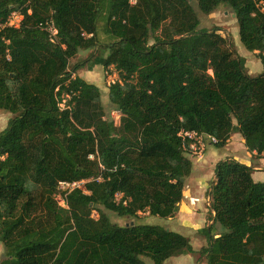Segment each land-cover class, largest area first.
<instances>
[{
    "label": "trees",
    "instance_id": "16d2710c",
    "mask_svg": "<svg viewBox=\"0 0 264 264\" xmlns=\"http://www.w3.org/2000/svg\"><path fill=\"white\" fill-rule=\"evenodd\" d=\"M258 1L0 0V112L13 115L0 132V264H165L196 254L180 233L119 226L105 211L174 217L193 170L186 133L216 139L218 149L238 133L250 153L264 154V70L249 75L219 29H199V13L225 7L244 48L261 51ZM15 11L18 29L5 25ZM96 66L119 76L108 92L119 125L105 118L100 88L78 74ZM214 173L200 258L264 264V183L234 159ZM81 181L89 194L76 189L60 206L59 183Z\"/></svg>",
    "mask_w": 264,
    "mask_h": 264
},
{
    "label": "rangeland",
    "instance_id": "374dc122",
    "mask_svg": "<svg viewBox=\"0 0 264 264\" xmlns=\"http://www.w3.org/2000/svg\"><path fill=\"white\" fill-rule=\"evenodd\" d=\"M135 3V0L132 1ZM194 6H196L194 0ZM227 8L221 7L216 10L211 15H203L199 13L200 18V27L199 29L213 30L214 28L219 29V33L222 34L225 38H227L228 42H230L236 52L245 59V67L246 72L251 76H256L263 72V63L257 53L248 52L244 46L240 42L238 26L234 20V17L231 13L226 12ZM102 36V35H101ZM102 52L101 48H94L91 50L82 51L76 58L71 61V67L75 64L80 63L83 60H86L92 54H100ZM104 53V55H106ZM79 76L87 81L88 83L95 84L98 86L102 92V103L104 106V110L106 113V119L113 120L115 124L119 125L121 115L116 111L113 106L109 103L108 92L109 86L119 80V76L113 68L105 70L102 66H96L92 71L87 70L86 68L78 71ZM13 118V115L9 113L0 112V132L7 128L9 121ZM194 147L198 148L200 151L199 155H192V151L190 154V159L193 161L196 157H200L203 155L201 145L196 144ZM193 156V157H192ZM210 172H206V176H209ZM192 175L186 179L184 190L189 189L190 182H192ZM191 180V181H190ZM120 198V197H119ZM62 204V203H61ZM66 206V205H65ZM105 213L109 216L110 220L119 225L125 226L131 223L135 224H150V225H158L163 227H172L170 221L168 219H160L158 217H151L149 213H140L136 219L131 218H120L114 213L109 211H105ZM176 216V215H175ZM174 216V217H175ZM92 217L94 219H98V214L96 211H93ZM173 218V217H172ZM176 230L181 232L184 235H188L191 241V245L196 251V254L192 255H181L176 256L168 261L165 264H206L204 258H200L199 251L202 247L206 246V239L199 232L192 231V228L186 227L180 228L175 227ZM178 232V233H179ZM5 251L3 245L0 243V262L4 259ZM147 264H152L148 259H144Z\"/></svg>",
    "mask_w": 264,
    "mask_h": 264
},
{
    "label": "crops",
    "instance_id": "0c3cea01",
    "mask_svg": "<svg viewBox=\"0 0 264 264\" xmlns=\"http://www.w3.org/2000/svg\"><path fill=\"white\" fill-rule=\"evenodd\" d=\"M201 143L203 144L201 147L203 155L193 159L192 182H190L189 189L184 190V197L176 216L168 219L172 227L167 228L173 232H179L175 227L184 229L189 227L192 228V231L199 232L211 224L207 193L209 184L215 177L216 165L220 161L234 159L248 165L253 168L254 181L264 183V154L258 156L256 153H250L240 134H233L226 146L220 149L214 147L209 138H195L194 145H201ZM207 171L210 172L209 176H206ZM184 236L189 238L188 235Z\"/></svg>",
    "mask_w": 264,
    "mask_h": 264
},
{
    "label": "built area",
    "instance_id": "2783aa9c",
    "mask_svg": "<svg viewBox=\"0 0 264 264\" xmlns=\"http://www.w3.org/2000/svg\"><path fill=\"white\" fill-rule=\"evenodd\" d=\"M257 8L262 13H264V0H259L257 2ZM22 22H23V15L21 14V12L15 11L10 15V17L8 18L5 25L8 27H13V28L18 29V28H20ZM0 27H3V26L1 25ZM41 27H42V29H44V31H47L49 33L51 41L56 40V36H57L58 31L56 30L53 22H46V23L42 24ZM84 36L87 38L91 37L90 35H86V34H84ZM256 53L259 55L261 61L264 63V49L261 51H257ZM186 135L191 137V138H194V139L197 138L196 134H194V133H186ZM210 141L212 144L217 143L216 139H210ZM202 145L203 144L201 143V147H202ZM190 148H191L192 154L194 156L199 155L200 151H198L199 150L198 148L194 147V144L191 145ZM98 180H100V178ZM86 182H88V181L60 182L59 187H58L59 193L56 195V200L59 203V205L62 207H66L65 206L66 205V196L68 195V193H70L76 189H79V190L83 191L84 193L89 194V192L85 188ZM119 197H121V196H119Z\"/></svg>",
    "mask_w": 264,
    "mask_h": 264
}]
</instances>
